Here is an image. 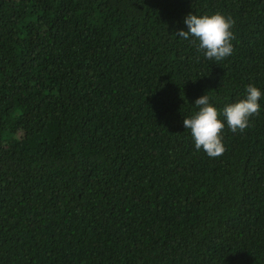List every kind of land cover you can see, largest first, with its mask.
Segmentation results:
<instances>
[{
	"label": "trees",
	"instance_id": "trees-1",
	"mask_svg": "<svg viewBox=\"0 0 264 264\" xmlns=\"http://www.w3.org/2000/svg\"><path fill=\"white\" fill-rule=\"evenodd\" d=\"M221 12L233 53L176 35ZM264 90V0H0V264H264V97L225 151L184 115Z\"/></svg>",
	"mask_w": 264,
	"mask_h": 264
},
{
	"label": "clouds",
	"instance_id": "clouds-1",
	"mask_svg": "<svg viewBox=\"0 0 264 264\" xmlns=\"http://www.w3.org/2000/svg\"><path fill=\"white\" fill-rule=\"evenodd\" d=\"M184 28L176 35L184 40L196 41L197 50L208 60L220 61L233 53L234 21L221 12L196 14L193 11L183 18ZM264 90L254 84L246 86L245 95L239 100L219 108L207 92L197 97L195 110L184 115L183 126L190 132L196 150H203L209 157L221 156L225 151L222 129L243 131L250 118L261 108Z\"/></svg>",
	"mask_w": 264,
	"mask_h": 264
}]
</instances>
